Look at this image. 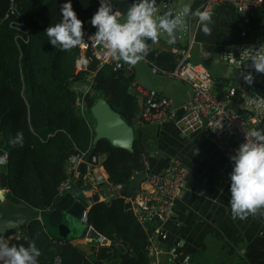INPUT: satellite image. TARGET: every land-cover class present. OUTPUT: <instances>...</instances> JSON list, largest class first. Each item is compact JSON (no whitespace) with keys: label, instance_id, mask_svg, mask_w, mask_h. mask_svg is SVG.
Segmentation results:
<instances>
[{"label":"trees","instance_id":"trees-1","mask_svg":"<svg viewBox=\"0 0 264 264\" xmlns=\"http://www.w3.org/2000/svg\"><path fill=\"white\" fill-rule=\"evenodd\" d=\"M163 1L157 0L158 11ZM66 2L0 0V154L9 155L7 170L0 173V188L8 191V203L41 212L40 219L19 229L20 239L4 242L27 247L34 241L42 253L38 264H152V226L142 224L138 208L119 195L89 208L86 228L104 237L105 245L96 241L87 246L74 245L72 240L56 239L49 228L61 225L75 203L70 193L58 197L60 185L68 178L71 157L81 153L101 156L109 182L115 186L127 188L137 175L147 171L148 138L137 125L142 109L139 95L132 92L134 77H128L127 71L100 66L89 52L85 54L87 64H78L83 56L81 47L64 51L48 42L45 31L61 21L60 9ZM72 4L84 23L83 31L94 34L96 29L90 21L100 6L98 0H72ZM161 40L160 36L155 44L147 41L145 59L174 70L179 56L171 51L158 53ZM79 65L82 70L77 72ZM78 83L90 89L84 99L88 107L85 114L77 105L83 96L72 88ZM238 98L239 93L232 100L237 102ZM99 99L107 100L134 129L133 152L116 148L108 140L94 145L95 123L89 115ZM18 133L22 142L13 145L10 139ZM85 174L86 166L81 165L78 184L84 182ZM57 203L62 210L56 208Z\"/></svg>","mask_w":264,"mask_h":264},{"label":"crops","instance_id":"crops-1","mask_svg":"<svg viewBox=\"0 0 264 264\" xmlns=\"http://www.w3.org/2000/svg\"><path fill=\"white\" fill-rule=\"evenodd\" d=\"M188 1L192 3L193 0ZM205 10L212 13L208 25L210 34L202 31L199 18L193 15L190 21L186 20L187 40L182 42L179 36L174 44H169L168 39H163L160 34L162 40L157 45V52L171 51L178 55V66L182 53L191 48L190 62L203 65L216 80L215 95L221 100H228L233 109L245 112L251 118L254 129H264V124L256 121L246 109L245 95L241 91L242 78L221 57L222 52L229 48L264 44V10L241 14L232 5L225 4L213 8L202 6L199 11ZM159 15L162 14L158 11ZM125 64L131 67L129 73L134 77L138 90H154L171 99L178 109L192 100V89L188 84L153 73L151 64L158 66L156 63L144 58L135 65ZM232 87L239 89L237 102L228 99ZM72 88L79 92L85 84L78 83ZM251 92L264 97V82L253 83ZM142 103L141 99L143 110ZM184 115V111L179 110L178 117L183 118ZM141 128L148 138L145 162L148 176L167 175L175 161L189 171L183 197L177 201L171 218L161 226L166 236L156 239L163 253L152 258V264H181L174 262L168 254L175 246L190 257L189 264H264V208L258 209L254 215L250 214L247 219L232 218L229 203L232 164L228 157L203 133H183L173 122ZM142 187L147 188V185ZM102 196L105 198L104 193ZM70 220L72 244L87 246L95 241L89 239L91 228L87 229L73 218ZM49 228L55 235L56 230Z\"/></svg>","mask_w":264,"mask_h":264},{"label":"built area","instance_id":"built-area-1","mask_svg":"<svg viewBox=\"0 0 264 264\" xmlns=\"http://www.w3.org/2000/svg\"><path fill=\"white\" fill-rule=\"evenodd\" d=\"M98 2L100 4V0ZM225 4L232 5L241 14H250L258 10H264V0H204L203 6L204 8H213ZM170 5L171 0H164L162 8L168 9ZM177 15L182 20L184 19V14L178 13ZM84 33L85 43L81 47L84 58L85 54L89 52L99 61L100 66L108 65L115 72H131V67L123 61L115 60L104 45H94V42L88 39L93 33L90 31H85ZM249 48H257V46L242 45L226 49L222 52V60L225 64L235 68L240 77L241 73L244 75L251 73L254 83H262L264 82V74L257 73L251 68V61L247 57L241 59V53ZM190 58L191 48L182 53L181 60L173 71H167L155 64H151L155 75L179 80L191 87L192 100L181 109L175 107L174 102L168 97L154 90H138L137 85L133 84L136 93L137 91L140 93H137L140 100L145 101L138 124L144 128L173 122L179 126L183 133L201 132L229 159L230 156L235 154L236 149L246 142L247 133L254 129L252 127V120L245 113L242 114L240 111L233 109L228 100L219 99L214 93L216 80L203 65L190 62ZM81 70L82 67L77 72ZM251 86L252 84L249 85L243 80L241 91L245 95L244 104L253 118L259 123L264 124V97L252 94ZM238 91V88L232 87L228 99L232 100ZM89 92L90 89L86 88L79 91L83 98L79 100L77 105L83 114L88 112L84 99L85 95H88ZM179 110L184 111L185 115L183 118L178 117ZM248 140L254 141V138L248 137ZM8 163V153L2 152L0 154V166H8ZM81 165L86 166L84 182L79 183L85 196L93 199L96 195L102 196V193L110 190L123 199H127L135 208H138L141 223L147 226L151 224L152 226L149 246L150 256L156 258L163 253L158 248L156 239L166 236L161 231V226L171 218L177 201L184 195L189 175L188 169L180 162L175 161L170 165L167 175L151 174L147 176L145 182L147 188L143 187L141 194L137 196H129L126 194L127 188L123 185L115 186L110 184L108 173L104 168V159L101 156L89 157V153H81L69 159L67 167L68 178L58 189L59 198L69 194L72 188L78 184ZM0 192L4 193L7 199L8 191L0 188ZM88 214L89 208L82 216V222L85 224L88 223ZM160 223L161 225L159 226ZM21 236L22 233L18 230L17 234L13 237L20 239ZM168 254L174 262L181 264H189L190 262V257L184 255L178 246L171 248Z\"/></svg>","mask_w":264,"mask_h":264},{"label":"clouds","instance_id":"clouds-1","mask_svg":"<svg viewBox=\"0 0 264 264\" xmlns=\"http://www.w3.org/2000/svg\"><path fill=\"white\" fill-rule=\"evenodd\" d=\"M156 3L157 0H133L131 7L124 14L114 8L113 0H100V6L90 21L96 31L88 39L93 41L94 45H104L115 60L135 65L147 56L148 40L155 44L160 34L166 33L169 37L168 43L174 44L175 33L182 27L180 16L171 11L157 16ZM187 13H190V9L185 6L182 14ZM60 14L61 21L49 26L45 31L48 42L64 51L83 47L84 23L73 10L72 0H67L61 6ZM191 14L199 18L202 31L210 34L208 25L211 23L212 13L197 10ZM245 57L251 61V68L264 74V44L257 48L245 49L241 53V59ZM87 62L83 56L77 60L78 64ZM240 75L245 83H254L251 73ZM248 137L254 138V141H249ZM20 142V133L10 139L13 145ZM229 159L232 163V171L229 174L232 218L247 219L250 214L254 215L258 209L264 208V129H252L248 132L246 142L242 143ZM11 226L14 225L10 224ZM41 254L34 241L27 247L9 246L3 237H0V264H38Z\"/></svg>","mask_w":264,"mask_h":264},{"label":"water","instance_id":"water-1","mask_svg":"<svg viewBox=\"0 0 264 264\" xmlns=\"http://www.w3.org/2000/svg\"><path fill=\"white\" fill-rule=\"evenodd\" d=\"M177 0H171V5L168 9H161L159 14H164L169 11L175 15L178 12L173 8V3ZM204 4V0H193L189 9L190 13L185 15V19L190 21L192 14L197 10H200ZM132 3L129 0H113V6L115 9L120 10L126 14L127 10L131 7ZM181 12V11H180ZM177 33V32H176ZM237 72V70L234 68ZM128 77L130 73L126 74ZM132 92H135L132 89ZM142 108L145 106V101L142 103ZM91 115L96 122L94 145L98 144L101 140H108L114 147L122 148L127 151L133 152L135 143V131L134 129L122 118V116L116 112L111 105L105 99H99L98 102L92 106ZM7 170V166H0V173H4ZM148 174L143 172L133 180V182L127 187L126 194L129 196H137L141 194L143 185L147 180ZM75 198V203L67 211V217L61 225L55 227V238L64 241L71 240V220L75 219L77 222H82L83 213L90 208L94 203L104 200L109 202L116 194L110 190L105 191V198L101 195H96L93 199L85 196L83 189L80 186H74L69 192ZM7 199L5 194L0 192V237L4 240L12 238L16 231L24 228L30 221L40 219L41 212L31 207H25L17 203H6ZM58 210H62L59 203L56 204ZM51 215V213L49 214ZM45 219V216H44ZM10 224L14 225L10 227ZM85 226L86 224L83 223ZM82 224V225H83ZM161 223L159 224V226ZM51 227V226H50ZM89 239H93L100 244H107V240L99 234H95L93 229L89 233ZM115 246L117 244L114 243ZM58 256L61 255V243L57 245ZM124 252V249H121Z\"/></svg>","mask_w":264,"mask_h":264},{"label":"rangeland","instance_id":"rangeland-1","mask_svg":"<svg viewBox=\"0 0 264 264\" xmlns=\"http://www.w3.org/2000/svg\"><path fill=\"white\" fill-rule=\"evenodd\" d=\"M190 5H191V3L188 0H177V1H174L173 8L177 12H180V11L183 10V8L185 6H187L189 8ZM182 21H183L182 27L177 33H175V35H176V39L180 36L181 37V41L185 42L187 40V36H188L187 30H186L188 22L186 21L185 18ZM161 36H162L163 39H168L169 40V37L167 36L166 33H161ZM79 69H80V65H79ZM82 90H83V88H82ZM89 119L92 121V116L91 115H89ZM92 124H94L93 121H92ZM95 127H96V122H95L94 128ZM6 203H8V201H6Z\"/></svg>","mask_w":264,"mask_h":264}]
</instances>
